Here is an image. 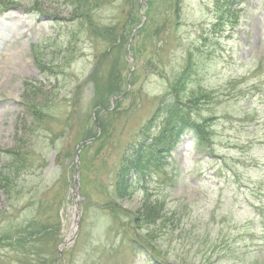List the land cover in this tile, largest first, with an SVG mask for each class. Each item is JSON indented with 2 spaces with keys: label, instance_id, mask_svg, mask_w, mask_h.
I'll return each instance as SVG.
<instances>
[{
  "label": "rangeland",
  "instance_id": "obj_1",
  "mask_svg": "<svg viewBox=\"0 0 264 264\" xmlns=\"http://www.w3.org/2000/svg\"><path fill=\"white\" fill-rule=\"evenodd\" d=\"M0 264H264V0H0Z\"/></svg>",
  "mask_w": 264,
  "mask_h": 264
},
{
  "label": "trees",
  "instance_id": "obj_2",
  "mask_svg": "<svg viewBox=\"0 0 264 264\" xmlns=\"http://www.w3.org/2000/svg\"><path fill=\"white\" fill-rule=\"evenodd\" d=\"M183 126H185L184 125V123H181V125H180V127H183ZM169 132H166V134H168ZM172 134V133H171ZM151 148V147H150ZM154 151V150H153ZM140 156L142 155V154H139ZM141 157H143L144 158V156H141ZM138 164V163H137ZM135 166H136V163H135V159H134V161H133V163H132V165H131V168H135ZM32 226V227H31ZM26 227V232H27V234H29V235H32V236H35V235H37V233H39V236H40V233H42V231L44 230V228H43V226H41V227H38V226H35V225H33V224H28L27 226H25ZM22 230H24V229H22ZM30 230L32 231L31 233H30ZM23 232H20L19 234H11V233H9L7 236L8 237H6V239L9 241V242H19V241H21V240H23V242H21L24 246L25 245H27L26 243H29V242H26L25 240H26V238H24L23 236ZM36 238V237H35ZM31 243H34V242H31Z\"/></svg>",
  "mask_w": 264,
  "mask_h": 264
},
{
  "label": "bare ground",
  "instance_id": "obj_3",
  "mask_svg": "<svg viewBox=\"0 0 264 264\" xmlns=\"http://www.w3.org/2000/svg\"><path fill=\"white\" fill-rule=\"evenodd\" d=\"M74 213H75V211H74Z\"/></svg>",
  "mask_w": 264,
  "mask_h": 264
}]
</instances>
